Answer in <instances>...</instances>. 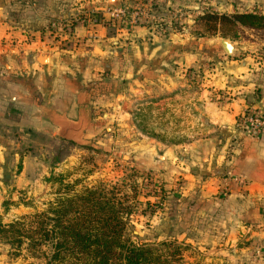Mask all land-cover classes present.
I'll return each mask as SVG.
<instances>
[{
    "label": "crops",
    "instance_id": "0c3cea01",
    "mask_svg": "<svg viewBox=\"0 0 264 264\" xmlns=\"http://www.w3.org/2000/svg\"><path fill=\"white\" fill-rule=\"evenodd\" d=\"M120 6L158 25L106 28ZM208 9L264 15V0H0V190L39 187L62 167L48 164V142L82 150L118 129L128 166L172 189L159 231L172 222L216 263L264 264V138L239 128L245 112L264 114V44L228 54L220 38L172 29L176 11ZM7 253L0 264H28Z\"/></svg>",
    "mask_w": 264,
    "mask_h": 264
},
{
    "label": "trees",
    "instance_id": "16d2710c",
    "mask_svg": "<svg viewBox=\"0 0 264 264\" xmlns=\"http://www.w3.org/2000/svg\"><path fill=\"white\" fill-rule=\"evenodd\" d=\"M104 25L110 29L112 23ZM195 26L201 36L207 33L226 37L233 31L248 30L264 42V15L258 10L233 14L204 12L195 19ZM52 177L48 183L58 182L60 188L46 210L8 226L0 221V237L5 239V244L18 249L26 243L28 252L43 259L45 264H185V249L176 241H131L127 232L137 205L130 203V197L123 195L121 187L98 184L77 191L76 185L64 184L62 175L57 181ZM157 187H160V203L154 212L145 213L149 220L146 229L154 236L151 219L167 214L165 207L173 195L172 189L168 191L164 184ZM42 247H48L50 253L41 250Z\"/></svg>",
    "mask_w": 264,
    "mask_h": 264
},
{
    "label": "rangeland",
    "instance_id": "374dc122",
    "mask_svg": "<svg viewBox=\"0 0 264 264\" xmlns=\"http://www.w3.org/2000/svg\"><path fill=\"white\" fill-rule=\"evenodd\" d=\"M209 11L214 10L208 9L200 12V14L197 12L185 13L183 11H176L175 13H178L179 17L183 18L179 20L178 23H173L172 29L178 33H182L191 28V34L195 38H220L231 46H236L240 43L247 45H255V43L264 44V42L256 36V33L248 30L244 32L233 31L226 37H223L222 34L209 35L205 33V35L202 36L200 34L198 35L197 31L199 29L195 26V19L204 12ZM137 12H141V10L137 9ZM145 14L148 15L147 12ZM92 18L97 22L103 21V18L98 15H93ZM147 20L153 22L154 17L151 18L149 16ZM153 23H157L158 25V22ZM164 29L165 31L170 30L169 27ZM114 133L116 134V143L109 144L105 140H102V137H99L98 140H94L87 144L86 147H83L82 150L77 149L76 151L70 146L63 147L48 142L49 146L46 150L49 154L46 156L48 160H51L48 164L54 167L57 162L61 164L66 161V163L61 164L62 167L57 166L58 170L52 171L53 175L51 171H45L46 175L43 178L44 180L42 179V181H40L42 184L39 187L26 188L4 184L3 188L0 190V221L8 226L15 221L31 218L34 213L46 210L57 197L60 184L56 181L58 180V176L62 175L64 184L76 185L77 191H82L85 188L97 186L98 184H103L107 188L110 186L121 187L123 195L130 197V203L133 202L134 205H137L136 215L130 218L131 223L129 224L130 227L127 232V236L132 242L136 243L140 241L143 243H151L169 240L176 241L185 249L183 252L185 264H220L219 262L216 263L217 261L214 260L216 257H214L211 252H200L195 251L193 248H188L187 244H185L187 240H182V236L180 237L182 230H171V226H173L172 222H167L164 229L159 231L157 228L161 218L156 219L154 217L151 219L150 226L154 228L156 235L154 236V233L152 234L150 229H146V222L149 221L146 214L154 212V208L157 206L156 204L160 203L158 197L160 187L157 186H160L162 183L164 184V182L158 178L153 167L146 169L136 164L130 168L128 166V161L124 160V154L122 152V132L116 129ZM111 147H115V149L112 150ZM3 157L7 162H11L10 165H12L13 156L5 155ZM4 173L10 178L14 176L15 171ZM50 177L56 180L55 184L48 183ZM155 182H157V184ZM155 184L157 186H155ZM164 185L166 186V184ZM166 188L168 191L171 190L168 186ZM63 193H66L65 196L68 194L64 191ZM169 198L168 200H173L171 196ZM170 206L173 208L174 204L172 203ZM156 211L159 212L158 209ZM180 227H183V224L182 226L180 225ZM41 250L50 253L48 247H42ZM6 253L10 260L18 258L21 261L28 260L26 261L28 264H45L43 259L35 258L32 253L28 252L26 243L17 249V246L11 247L5 244V239L0 237V254Z\"/></svg>",
    "mask_w": 264,
    "mask_h": 264
},
{
    "label": "built area",
    "instance_id": "2783aa9c",
    "mask_svg": "<svg viewBox=\"0 0 264 264\" xmlns=\"http://www.w3.org/2000/svg\"><path fill=\"white\" fill-rule=\"evenodd\" d=\"M153 1L154 0H150V2ZM180 14L182 15V13ZM108 16L111 22H121L124 19L129 18L131 23H135L139 17L147 16L149 18V16L142 11L137 12V10H134L130 12L127 8L123 6L111 9L108 12ZM93 21L95 20L93 19ZM239 128L250 137L264 138V114L253 111L245 112L240 119ZM228 194L229 187L227 185H224L221 196L227 197Z\"/></svg>",
    "mask_w": 264,
    "mask_h": 264
},
{
    "label": "water",
    "instance_id": "95a60500",
    "mask_svg": "<svg viewBox=\"0 0 264 264\" xmlns=\"http://www.w3.org/2000/svg\"><path fill=\"white\" fill-rule=\"evenodd\" d=\"M222 46L228 54H232V46L230 44H228L226 41H223ZM42 60H44L43 57Z\"/></svg>",
    "mask_w": 264,
    "mask_h": 264
}]
</instances>
